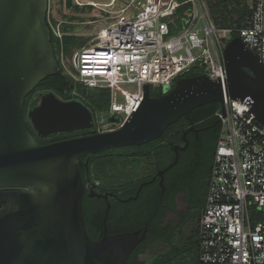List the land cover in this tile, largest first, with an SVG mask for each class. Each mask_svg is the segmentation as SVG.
<instances>
[{
  "label": "water",
  "instance_id": "1",
  "mask_svg": "<svg viewBox=\"0 0 264 264\" xmlns=\"http://www.w3.org/2000/svg\"><path fill=\"white\" fill-rule=\"evenodd\" d=\"M161 2L165 7L168 0ZM46 9L47 0H0V264H127L146 229L108 233V204L102 237L89 236L79 157L156 139L170 123L204 104L220 103L223 114L224 93L245 100L264 124V59L234 36L223 51L224 88L203 73L163 86L157 97L150 96L146 84L140 106L118 129L41 144L28 129L24 103L43 78L59 69ZM27 117L46 137L88 127L91 113L77 100L63 101L48 92Z\"/></svg>",
  "mask_w": 264,
  "mask_h": 264
},
{
  "label": "built area",
  "instance_id": "2",
  "mask_svg": "<svg viewBox=\"0 0 264 264\" xmlns=\"http://www.w3.org/2000/svg\"><path fill=\"white\" fill-rule=\"evenodd\" d=\"M246 3L243 25L219 27L206 0H168L165 7L161 0L89 1L85 4H92L96 25L102 26L83 33L84 45L70 55L60 45L56 59L74 84L73 93L78 85L108 90V111L124 115L121 126L143 101L144 85H171L192 65L224 88L223 51L235 33L264 59V0ZM124 84L136 88L129 92ZM223 107L198 222L199 264H264V124L245 100L224 93Z\"/></svg>",
  "mask_w": 264,
  "mask_h": 264
},
{
  "label": "flooded vegetation",
  "instance_id": "3",
  "mask_svg": "<svg viewBox=\"0 0 264 264\" xmlns=\"http://www.w3.org/2000/svg\"><path fill=\"white\" fill-rule=\"evenodd\" d=\"M89 1L94 0H47L45 21L55 57L60 45L64 50L71 49L68 46H73L83 33L95 30L96 11L92 4H85ZM183 77L188 76L180 78ZM45 93L48 92H37L41 96ZM162 93L161 89L160 93H150V96L157 97ZM87 96V88L80 86L74 93L71 89L66 97L58 96L63 101L81 102L91 113L88 127L61 133L64 134L61 139L114 131L120 127L119 114L97 110L90 103L87 106ZM189 115L179 117L158 138L146 143L107 148L78 159L85 190L82 205L87 207L86 212L83 210L84 220L93 240L102 237L103 222L102 228L96 223L102 209L103 220L108 204V233L120 232L121 225L131 221L136 226L126 231L154 230L150 244L144 251L136 253V248L146 239L145 234L129 254L127 264L131 258L150 264L159 251L195 239L198 217L206 204L210 161L220 137V123L217 120L208 122L205 117L194 120ZM110 117L117 121H110ZM26 123L29 129L27 115ZM31 132L41 144L52 142H44V137L35 130ZM134 149L141 151L140 155H129ZM130 158L139 159L141 172L135 184L130 183L127 171Z\"/></svg>",
  "mask_w": 264,
  "mask_h": 264
},
{
  "label": "trees",
  "instance_id": "4",
  "mask_svg": "<svg viewBox=\"0 0 264 264\" xmlns=\"http://www.w3.org/2000/svg\"><path fill=\"white\" fill-rule=\"evenodd\" d=\"M208 2V7L210 11V15L215 22V24L219 27H225L232 25L233 23H237L238 25H243L245 17L248 13V5L245 0H207ZM184 8V6L178 11H181ZM237 34L235 33L234 36ZM233 36V37H234ZM58 63V62H57ZM59 67V63H58ZM202 70L199 69L198 65H192L179 75L175 77L174 80H177L178 78L182 76H194V75H199L202 74ZM74 87V84L70 80V78L65 75L62 71V69L59 67L58 72L53 75L46 76L43 78L38 85L34 88L32 92H30L26 98H25V104H24V109L26 111L27 108H33L35 107L41 98V95L37 94L38 91H47V92H52L53 94L57 96H67V93ZM79 87V85H78ZM83 89V88H82ZM97 91V96L94 97L93 95L91 96L88 93V88H87V99L89 103L92 105L93 108L97 110H107L110 106V99H109V92L106 89H100V88H94ZM151 93V92H150ZM156 95V94H155ZM103 97V98H102ZM220 110V103L218 102H211L208 104L201 105L192 111L189 112V116L194 118V120L198 118L205 117L208 122H212L218 119L217 113ZM29 129L31 131H34L30 122H29ZM219 129H220V124H219ZM64 134H56L52 136H47L44 137V142L47 141H55L61 139V137ZM141 152V151H140ZM140 152L138 149H134L131 154L129 155H134V157L140 155ZM128 164L130 166H138L139 165V159L138 158H130ZM212 164V159L210 161V167H209V176H210V168ZM138 175H133L129 173V181L131 184L137 183V178ZM209 181V179H208ZM208 185V184H207ZM84 212H86L87 207L84 204L83 206ZM102 216H103V209H102V214L100 216L99 221L96 223V225L100 228H102ZM200 217V216H199ZM198 217V219H199ZM197 219V220H198ZM133 223V221H131ZM129 222L124 223L121 225L120 230L118 231H126V230H132L134 229V225ZM154 233L153 229H148L146 232V239L144 242L136 248V253L140 251H144L146 247L150 244V239ZM90 235H93V233H90ZM198 245H199V240H198V235L196 232L195 239L192 240L189 243H184V244H178L175 247H169L165 250L159 251L153 261L150 264H174L173 262H176L180 256H183L185 258V261H180V264H186V261L190 259L192 264H199L198 260ZM190 256V258H189ZM129 264H146L143 261L136 262L135 259L131 258Z\"/></svg>",
  "mask_w": 264,
  "mask_h": 264
},
{
  "label": "rangeland",
  "instance_id": "5",
  "mask_svg": "<svg viewBox=\"0 0 264 264\" xmlns=\"http://www.w3.org/2000/svg\"><path fill=\"white\" fill-rule=\"evenodd\" d=\"M178 1H180V2H182V1H185V0H178ZM246 2H248V3H250V0H245ZM206 2H207V0H206ZM207 4H208V2H207ZM97 26V25H96ZM99 26H102V24L100 23L97 27H96V29L99 27ZM230 38V37H229ZM85 39H86V37L85 38H83V37H78L77 39H76V42L74 41L73 43H75L73 46H71V45H69L68 47H71V49H69V48H66L65 49V52L67 53V55H70V52L71 51H73L74 49H78V48H80L81 46H83L84 45V43H85ZM72 43V44H73ZM57 55H58V49H57ZM65 65H66V67L68 68V69H70V70H74L73 69V67L71 66V64L70 63H68V62H66L65 63ZM61 66H62V63H61ZM199 67V66H198ZM199 69L201 70V67H199ZM203 71V70H202ZM122 88L123 89H125V90H127V91H129V92H133L134 90H135V85L134 84H124V85H122ZM150 92H151V94H158V93H160V91H161V89H162V86L161 85H158V84H151L150 85ZM117 92V99L119 100V101H123L122 100V96L121 95H119V92L118 91H116ZM88 93L92 96H94V97H96L98 94H97V91L94 89V88H88ZM68 97H71L70 95L68 96ZM103 98V97H102ZM87 103V104H86ZM85 104L88 106V103L89 102H86ZM90 106V105H89ZM29 108H27L26 109V115H28V112H29ZM108 110V109H107ZM124 117V115L121 113L120 114V118L122 119ZM97 126H99V124L97 123ZM125 151H127V150H125ZM127 171H128V173H130V174H133L134 176L135 175H138L141 171H140V167L139 166H128L127 167ZM196 231H197V233H198V224H197V227H196ZM189 258H190V256H189ZM180 261H185V258L183 257V256H180L179 257V259L176 261V262H173L174 264H180L179 262ZM186 264H192L191 263V261H190V259H188L187 261H186Z\"/></svg>",
  "mask_w": 264,
  "mask_h": 264
}]
</instances>
